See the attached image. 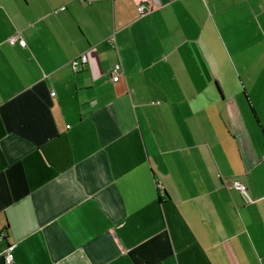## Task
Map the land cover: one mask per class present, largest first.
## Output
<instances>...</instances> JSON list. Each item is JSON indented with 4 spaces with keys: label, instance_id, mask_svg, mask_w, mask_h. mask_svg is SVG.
I'll return each mask as SVG.
<instances>
[{
    "label": "crops",
    "instance_id": "1",
    "mask_svg": "<svg viewBox=\"0 0 264 264\" xmlns=\"http://www.w3.org/2000/svg\"><path fill=\"white\" fill-rule=\"evenodd\" d=\"M2 232L0 264H264V0H0Z\"/></svg>",
    "mask_w": 264,
    "mask_h": 264
},
{
    "label": "built area",
    "instance_id": "2",
    "mask_svg": "<svg viewBox=\"0 0 264 264\" xmlns=\"http://www.w3.org/2000/svg\"><path fill=\"white\" fill-rule=\"evenodd\" d=\"M83 1V0H80ZM137 11L139 13L144 12L145 11V7L144 6H139L137 8ZM113 40V39H112ZM109 40V41H112ZM8 44L13 46L16 42L19 43L20 45H24V41L22 39H19L17 36H11L8 40H7ZM114 47V46H112ZM87 64V57L85 56V54H81L80 56L72 59L69 63L70 65V69L73 72H78L82 69L83 66H85ZM121 74H122V70H121V66L120 64H116L111 72H110V76H111V81L113 83H117L119 82L120 78H121ZM52 96H54V93L51 94ZM229 186L235 190L238 191L240 194H242L246 200V202H251V200L248 198V196L246 195V187L243 184L241 178H237L231 181V183L229 184ZM4 237H5V232H2L0 234V243L4 241ZM16 248V244L12 243V244H7L5 249L2 252V256H3V263L4 264H12L13 263V259H14V250Z\"/></svg>",
    "mask_w": 264,
    "mask_h": 264
}]
</instances>
